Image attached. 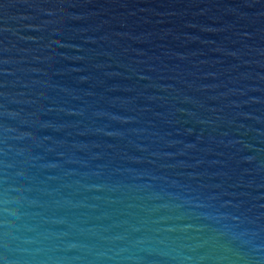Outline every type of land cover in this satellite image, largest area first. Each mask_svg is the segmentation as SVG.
Here are the masks:
<instances>
[{
  "label": "water",
  "instance_id": "obj_1",
  "mask_svg": "<svg viewBox=\"0 0 264 264\" xmlns=\"http://www.w3.org/2000/svg\"><path fill=\"white\" fill-rule=\"evenodd\" d=\"M0 264H264V0H0Z\"/></svg>",
  "mask_w": 264,
  "mask_h": 264
}]
</instances>
